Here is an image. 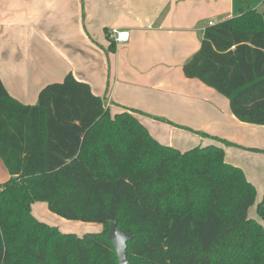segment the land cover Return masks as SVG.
<instances>
[{
  "label": "trees",
  "instance_id": "trees-1",
  "mask_svg": "<svg viewBox=\"0 0 264 264\" xmlns=\"http://www.w3.org/2000/svg\"><path fill=\"white\" fill-rule=\"evenodd\" d=\"M182 70L224 96L238 121L264 125V12L246 7L208 26ZM134 114L111 116L70 73L45 85L34 105L0 80V159L9 174L0 184V264H118L107 239L113 221L132 237L129 264H264V227L248 214L255 187L224 149L162 145ZM36 202L102 228L63 233L32 215ZM256 210L264 221V196Z\"/></svg>",
  "mask_w": 264,
  "mask_h": 264
},
{
  "label": "crops",
  "instance_id": "crops-1",
  "mask_svg": "<svg viewBox=\"0 0 264 264\" xmlns=\"http://www.w3.org/2000/svg\"><path fill=\"white\" fill-rule=\"evenodd\" d=\"M251 1L0 0V80L11 97L34 105L45 85L70 73L103 99L111 116L141 113L134 115L162 145L182 152L221 146L225 162L263 191L264 125L238 121L224 96L182 70L208 23L256 10ZM111 29L128 31L129 40L112 44ZM173 137L196 144L184 150ZM8 179L0 159V184Z\"/></svg>",
  "mask_w": 264,
  "mask_h": 264
},
{
  "label": "rangeland",
  "instance_id": "rangeland-1",
  "mask_svg": "<svg viewBox=\"0 0 264 264\" xmlns=\"http://www.w3.org/2000/svg\"><path fill=\"white\" fill-rule=\"evenodd\" d=\"M263 0H252V4L250 5L253 8L256 9L258 12H264V3ZM263 3V4H262ZM137 118V116L135 115ZM138 119V118H137ZM169 138V137H168ZM162 141H168V139H161ZM173 142L176 146L182 148V149H188L195 145L196 143H191L187 138L185 137H173ZM196 142V141H195ZM182 146V147H181ZM264 156L263 153H260ZM241 159H244L241 157ZM256 195H255V202L254 204L249 208L248 214L249 217L256 220L258 223H260L264 227V221L261 219V217L257 214L256 206L258 202H261L263 196H264V188L262 191V187L255 188ZM36 205V206H35ZM35 210L32 215L39 221L46 223L50 226L57 227L61 232L63 233H74L77 236H82L85 233H92V232H99L101 230V226L96 224H89V223H82V222H76V221H68L64 220L51 212L47 209V205L43 202H36L34 203Z\"/></svg>",
  "mask_w": 264,
  "mask_h": 264
},
{
  "label": "water",
  "instance_id": "water-1",
  "mask_svg": "<svg viewBox=\"0 0 264 264\" xmlns=\"http://www.w3.org/2000/svg\"><path fill=\"white\" fill-rule=\"evenodd\" d=\"M131 238L130 234H125L117 227L115 221L110 224L107 232V239L115 250L118 264H129L126 258V244Z\"/></svg>",
  "mask_w": 264,
  "mask_h": 264
},
{
  "label": "built area",
  "instance_id": "built-area-1",
  "mask_svg": "<svg viewBox=\"0 0 264 264\" xmlns=\"http://www.w3.org/2000/svg\"><path fill=\"white\" fill-rule=\"evenodd\" d=\"M212 24V22H209L208 26ZM108 38L114 44L126 43L129 40V32L126 30L111 29L108 33Z\"/></svg>",
  "mask_w": 264,
  "mask_h": 264
}]
</instances>
